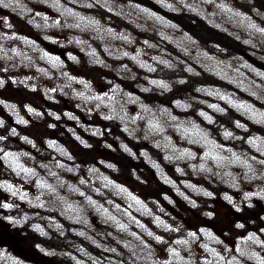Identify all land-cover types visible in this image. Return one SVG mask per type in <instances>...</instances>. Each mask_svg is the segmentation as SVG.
Returning <instances> with one entry per match:
<instances>
[{"label": "rangeland", "instance_id": "374dc122", "mask_svg": "<svg viewBox=\"0 0 264 264\" xmlns=\"http://www.w3.org/2000/svg\"><path fill=\"white\" fill-rule=\"evenodd\" d=\"M0 79V264H29L26 235L62 264H264V219L234 195L264 204V0H0ZM57 97L97 102L114 135L68 139L36 110Z\"/></svg>", "mask_w": 264, "mask_h": 264}, {"label": "flooded vegetation", "instance_id": "af4514ba", "mask_svg": "<svg viewBox=\"0 0 264 264\" xmlns=\"http://www.w3.org/2000/svg\"><path fill=\"white\" fill-rule=\"evenodd\" d=\"M3 86H4V81H1L0 79V102L1 103H4ZM15 101L21 105L20 101L19 102L17 100ZM1 103H0V120H2V118L4 117V112H3ZM42 104H43V108L40 109L38 106V109H36L40 111L41 113H43L42 111H46L47 109H50L53 107V105H55L54 110L56 111V113L53 115V117L49 116L50 114H47V117H48L47 120L51 121L52 124L57 126L58 130H62L66 132L68 139H69V135H74V134L77 135L78 137H83L84 134L86 133L85 132L86 125L96 126L98 130H100L101 133L106 135V137H111L115 133V129L114 128L109 129L106 126L107 121L104 118H102L100 114H98V112L96 111V107L98 105L97 102H93L92 105H90V107L89 106L87 107L85 104L81 106L78 105L76 102L72 101V99L68 100V99L57 97L56 103L42 99ZM36 106L37 105H35V102H31L29 108H32V107L35 108ZM30 118H31L30 112L25 111L23 113V120H22L24 123L21 125H15L14 128L16 129L17 132L26 134V136H30L29 138L34 139L36 135L41 134L43 131L40 127V124H38L35 121H30ZM4 129L5 128L3 126H0V132L4 133ZM110 142L112 143L113 146L116 145V141L110 140ZM113 157H116V156H113ZM116 161L117 160H113L112 163L117 164ZM245 190L247 191V189ZM234 195L237 201L238 209L240 211H243L244 213V215L241 216L240 219H243V218L245 220L246 219L247 220L257 219L259 221L264 219V204L263 203L255 202V204H253V206L250 207L249 205L247 206L244 202H242L241 198L239 197L240 195L239 192L235 193ZM188 212L191 214L190 216L192 218V221L191 220L188 221L184 217L181 218V220L184 223L183 225L186 229L195 231L199 226H203V225H204L203 228L207 229L205 224L196 222V220L202 219L201 218L202 216L199 213L195 212L194 210L190 208L188 209ZM220 213L218 214L215 212V215L216 217H218L216 218V220H221L220 221L221 224L219 225L223 228L225 225V221L222 220L223 219L222 216L224 215V213L223 212H220ZM232 215L233 216L235 215L233 211H232Z\"/></svg>", "mask_w": 264, "mask_h": 264}, {"label": "trees", "instance_id": "16d2710c", "mask_svg": "<svg viewBox=\"0 0 264 264\" xmlns=\"http://www.w3.org/2000/svg\"><path fill=\"white\" fill-rule=\"evenodd\" d=\"M180 23V22H179ZM204 24L201 22H195V24L193 22H191L189 19H186L184 21L181 22V27H183L184 29H186L192 36V38L198 40L199 42H206V40H211L213 42H217L219 44H232V40L229 39L228 43L225 41V39L221 38L220 35H213V33L210 32V30H208L206 27H203ZM50 214V213H48ZM55 215L58 217V221L60 222L61 226L65 229L66 227L69 228V226H75V224H71L72 222L68 221L69 219L65 216H62L58 213H55ZM50 216V215H49ZM77 227L79 225H76ZM55 230H59L58 227H55ZM68 231L66 234L67 235H73V233H77V234H84L86 233L85 230H83L84 232H81L79 230H70V229H65V230H61V231ZM54 230L51 229L50 232V238H55L58 237L57 233L53 232ZM72 232V233H70ZM59 235V234H58ZM36 235H33L31 237L28 238V236L26 235V237H21V241H20V246L18 248V246L16 245L15 248L12 250L15 255H21L24 258V260H26L29 264H62V262H60L58 260L57 257H54V253L51 250V248L56 247V243L55 241L49 240L47 242H44L43 240L41 241V245L38 244L39 240L35 239ZM61 239H65V237L63 235H61ZM47 237V236H46ZM79 239V238H77ZM85 241V240H84ZM60 245L62 248L66 249L67 244L65 243V240H60ZM41 246V247H39ZM84 246H85V242H84ZM18 248V249H17ZM21 251V252H20ZM112 261V260H111ZM106 263H109L108 261H106Z\"/></svg>", "mask_w": 264, "mask_h": 264}]
</instances>
